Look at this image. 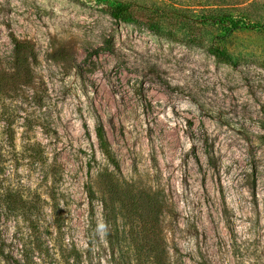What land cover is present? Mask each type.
<instances>
[{
	"label": "rangeland",
	"instance_id": "374dc122",
	"mask_svg": "<svg viewBox=\"0 0 264 264\" xmlns=\"http://www.w3.org/2000/svg\"><path fill=\"white\" fill-rule=\"evenodd\" d=\"M108 179L159 202L168 264H264V0H0V264L144 252Z\"/></svg>",
	"mask_w": 264,
	"mask_h": 264
},
{
	"label": "trees",
	"instance_id": "16d2710c",
	"mask_svg": "<svg viewBox=\"0 0 264 264\" xmlns=\"http://www.w3.org/2000/svg\"><path fill=\"white\" fill-rule=\"evenodd\" d=\"M111 18L117 22H131L133 19L128 12L126 5H120L112 9ZM211 20H204L203 25H210L213 28H220L223 34H228L238 29L240 24L243 22L238 20H232L227 16L211 17ZM11 44L14 46L16 51H25L27 48L26 44L20 43L15 37L10 36ZM211 54L226 64L231 65L232 59L225 52L218 49H211ZM96 138L99 150L107 158L109 163L118 169L117 162L111 152L109 142L106 138L105 131L102 126L96 128ZM106 196L109 200V205L114 206L115 203H121L120 212L121 219H131L134 215L141 217V220L145 219L142 226L139 227L140 232L135 235V242L145 247L144 252L121 253L118 257V261L114 264H129L130 261H138V258H145L149 264H168V253L165 246L164 237L155 236L152 231L158 228V215L160 214L159 202L151 196L143 195L141 193L135 194L131 188H120L118 184L111 182L109 179L106 183ZM141 213L142 216L139 214ZM146 221V222H145ZM145 222V223H144Z\"/></svg>",
	"mask_w": 264,
	"mask_h": 264
}]
</instances>
